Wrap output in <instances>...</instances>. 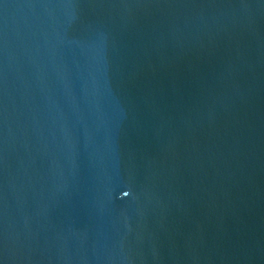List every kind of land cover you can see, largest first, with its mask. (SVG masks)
Here are the masks:
<instances>
[{
    "label": "water",
    "instance_id": "obj_1",
    "mask_svg": "<svg viewBox=\"0 0 264 264\" xmlns=\"http://www.w3.org/2000/svg\"><path fill=\"white\" fill-rule=\"evenodd\" d=\"M0 264H264V0H0Z\"/></svg>",
    "mask_w": 264,
    "mask_h": 264
}]
</instances>
